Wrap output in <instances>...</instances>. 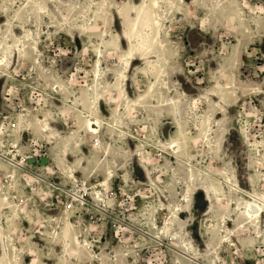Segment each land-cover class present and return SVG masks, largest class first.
Segmentation results:
<instances>
[{
	"label": "rangeland",
	"instance_id": "374dc122",
	"mask_svg": "<svg viewBox=\"0 0 264 264\" xmlns=\"http://www.w3.org/2000/svg\"><path fill=\"white\" fill-rule=\"evenodd\" d=\"M63 1L78 2L84 11L92 5L91 0ZM110 1L115 7L108 13L95 3L97 16L93 18L91 14H72L71 7L52 3L59 15H78V26L83 29L59 30L49 16L32 19L27 26L40 25L42 31L39 52L29 43L25 63L13 61L10 76L0 80V153L17 149L26 157L29 170L9 187L3 171L11 167L0 158V196L5 188L14 190L17 201L23 203L22 215L8 230L9 235L25 240L26 248L32 246L39 264H60L59 238H50L64 219L73 222L76 237L87 240L90 247L89 256L75 264H194L172 252L168 244L180 250L187 244L194 246L205 264H264V229L237 228V246L230 245L227 227L234 229L232 219L236 218L241 195L230 192L224 183L231 178V183L264 196V0L182 1L163 33L165 48L153 53L166 58L174 96H182L177 123L161 105L160 95L146 92L150 82L147 73L154 76L147 71V63L135 61L127 72L125 94L139 103L119 111L124 125L135 135L149 131L153 144H169L182 132L187 138L180 151L182 158L191 163L197 175L200 170L207 171L208 184L227 192L212 205L203 191H196L195 200L182 214V237L178 241L160 229L169 206L179 204L186 191L190 176L186 165L181 167L172 156L159 157L161 153L152 146H146L147 154H137L130 152L123 140L113 143L121 153L117 161L122 170L107 190L99 189L103 201L95 202L91 199L93 190L85 187L104 180L105 168L115 165L111 160L108 165L104 163L106 156L102 150L96 151L92 139L56 162L49 134L27 127L16 129L20 115L39 117L48 111L52 128L61 137L68 135L75 125L74 111L69 110L67 116L59 114L61 97L54 86L58 81L64 83L71 100L81 97L82 89L93 83L91 75L99 49L104 82L114 83V71L122 69L127 48L116 7L126 9L139 0ZM25 3L0 0V37L6 34L7 19ZM146 51L140 50L135 57L147 58L150 54ZM37 59L39 63H35ZM117 92L109 88L111 97ZM101 110L112 121V101L102 103ZM103 137L109 138L107 133ZM105 142L112 143L109 139ZM136 145L135 141L130 144L132 149ZM30 158L36 163H30ZM42 158L48 159V166L40 164ZM69 165L78 167L76 178L66 173ZM125 171L130 177L124 180ZM32 172L46 175L56 188L39 181ZM72 193L80 196V201H74ZM221 217L225 218L222 224L217 222ZM20 260V264H31L29 256Z\"/></svg>",
	"mask_w": 264,
	"mask_h": 264
},
{
	"label": "bare ground",
	"instance_id": "6f19581e",
	"mask_svg": "<svg viewBox=\"0 0 264 264\" xmlns=\"http://www.w3.org/2000/svg\"><path fill=\"white\" fill-rule=\"evenodd\" d=\"M11 1V0H10ZM186 0H139L137 3L132 4L128 8L121 6L116 7L117 19L121 22L122 37L123 41L127 45L126 54L122 58V69H116L114 71V83L108 84L104 82V75L101 70L100 64L102 62V51H98V59L94 63L93 83L88 87L82 89L80 92L81 97L76 100H71L67 95L68 85L61 82H56L54 90L59 98L61 107L59 114L67 116L66 113L69 110H73L72 122L75 123L74 128L66 136H62L52 128L50 112L44 111L42 116H30L25 118L26 115H20L16 129H24L27 127L31 130H38L43 134H49L50 137L49 145H53L52 156L54 161L58 162L61 157H68L71 150L74 148H82L89 139L94 141V147L96 151L103 152L106 156L104 163L109 164L110 160L115 166H107L104 170L105 179L95 184L93 187H85L86 190H93L94 195L91 198L95 202H102L103 192L100 188L106 189L112 180L117 177L119 171L122 170L120 164H118L117 157L121 155L114 149L113 143H120L125 141L129 150L132 153L147 154L148 147H154L161 154L159 157L169 158L170 156L177 159L182 164L181 167L186 165L187 171L189 172V180L187 181L186 191L182 196L181 202L177 205L169 206V214L163 221L161 226V232L166 235H170L172 240L178 241L181 235L180 222L182 214L187 212L188 205L195 200L196 191H203L206 194L207 202L212 205L217 204L215 200L226 191L217 188L216 186L208 184L207 181L210 178V174L207 171L200 170V174L197 175L193 170V166L188 161H185L181 156L182 146L187 143L186 136L180 132L178 138L174 139L169 144H161V142L153 144L149 138V131H144L140 135L133 134L129 128L124 125L123 119L119 117V111L121 109H127L131 104H138L126 96L127 93L124 89V84L128 79L127 72L132 67L133 62L142 60L147 63L149 72L154 76L151 78L149 75V85L147 93L157 92L160 96V102L162 106L167 107L168 114L175 118V122L180 120L179 112L183 106L182 96H174V89L168 81L169 68L166 58L163 54H158L156 50H163L165 43L163 41V33L167 25L172 20L173 16L178 14L181 9V3ZM60 3L64 6L71 7L70 10L73 13L87 16L91 14L90 18L96 17L97 12H94L93 5L98 2L99 10L109 12L115 5L110 0H91V4L85 11L81 4L73 1L63 0H26V3L12 14V18L7 19L6 31L3 37H0V80L3 77L10 76L8 69L12 68V62L25 63L24 57L27 54L28 44L32 43L31 49L35 52H39V41L42 31L40 25L36 28H30L27 24L32 19H42L43 16H49L55 23L58 24L59 30H70L78 32V28L83 29L78 23L76 16L78 15H67L54 12L52 9V3ZM82 10V11H80ZM80 11V12H79ZM40 22H38L39 24ZM147 48L145 54H150L147 58L135 57V54L139 51ZM25 53V54H24ZM154 65L152 64V60ZM149 59V60H147ZM38 59L35 63H39ZM24 66V64H23ZM114 87L118 92L114 95V98L109 95V88ZM142 96V95H141ZM140 97L139 99H141ZM110 101L113 103V116L111 115L112 121L106 118L101 112L102 103L108 104ZM134 102V103H131ZM145 115V114H144ZM28 116V115H27ZM145 119V118H144ZM151 130V128H150ZM180 131V128H178ZM109 136L103 137L104 134ZM58 139V140H56ZM110 140L112 143H106L105 140ZM210 139H206L208 142ZM137 142L135 148H131L132 142ZM180 141L182 145L180 144ZM18 142V141H17ZM5 144L2 146L4 147ZM73 146V147H72ZM19 148V145H15ZM17 152V154H16ZM13 158H12V157ZM18 157V158H16ZM0 158L10 165V169L4 170L3 175L9 180V187H13L16 179L21 177L22 173L29 170L26 168V157L22 156L20 151L7 150L4 153H0ZM134 158V154L133 157ZM35 158H30L29 162ZM48 160V159H47ZM28 162V163H29ZM144 164L145 160H141ZM48 166V163L44 167ZM64 168H62L63 170ZM78 167L68 166L66 173L71 178H76ZM85 170L84 172H86ZM199 171V170H197ZM91 172V171H90ZM34 177L39 181L51 185L56 188V185L50 183L45 177L46 175L35 174L32 172ZM125 179H128L129 173L125 171ZM202 177V178H201ZM207 177V178H204ZM95 178V175L93 176ZM227 178V177H226ZM231 178L224 181L226 187L230 189V192L240 194V201L236 210V218L232 219L234 223V229L227 227L228 237H230V245L237 246L234 238L237 237L235 230L237 228L247 229L252 231H261L264 229V196L260 197L251 191L243 189L238 183H231ZM102 192V193H101ZM16 192L7 190L5 188L1 192L0 196V264H20V258L22 256H29L31 258V264H39L36 252L32 246L27 248L26 241H17L18 236L9 235L13 223L18 219L22 213V202L17 201L15 196ZM74 201H80L81 197L77 194H71ZM98 207V206H97ZM99 208V207H98ZM65 217V216H64ZM63 217V218H64ZM59 220H57L58 222ZM225 221L224 217L218 219V223L222 224ZM131 228H136L134 225L129 224ZM74 224L69 220H62L58 223L55 234H52L50 239L59 238L57 245L61 249V255H59L60 264H75L77 260L85 256H89V243L87 240L76 237L74 234ZM157 239V238H155ZM25 241V242H24ZM161 245L164 241L158 240ZM21 243L20 244H18ZM24 242V243H23ZM23 243V244H22ZM166 244V243H165ZM185 246V245H184ZM170 250L180 257L189 260L194 264H205L201 261L197 252L194 251V246L187 244L184 249L180 250L171 244H168ZM193 250V251H192Z\"/></svg>",
	"mask_w": 264,
	"mask_h": 264
},
{
	"label": "water",
	"instance_id": "95a60500",
	"mask_svg": "<svg viewBox=\"0 0 264 264\" xmlns=\"http://www.w3.org/2000/svg\"><path fill=\"white\" fill-rule=\"evenodd\" d=\"M32 163H36V160L34 159V160L32 161ZM47 163H48V160H47L46 158H42V159H41V162H40L41 165H46Z\"/></svg>",
	"mask_w": 264,
	"mask_h": 264
},
{
	"label": "built area",
	"instance_id": "2783aa9c",
	"mask_svg": "<svg viewBox=\"0 0 264 264\" xmlns=\"http://www.w3.org/2000/svg\"><path fill=\"white\" fill-rule=\"evenodd\" d=\"M156 233V231H153V234H155Z\"/></svg>",
	"mask_w": 264,
	"mask_h": 264
}]
</instances>
